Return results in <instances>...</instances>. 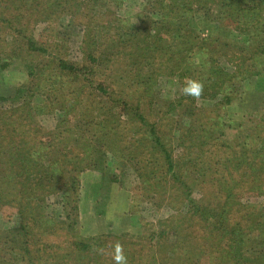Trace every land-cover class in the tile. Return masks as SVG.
Listing matches in <instances>:
<instances>
[{"label": "trees", "instance_id": "trees-1", "mask_svg": "<svg viewBox=\"0 0 264 264\" xmlns=\"http://www.w3.org/2000/svg\"><path fill=\"white\" fill-rule=\"evenodd\" d=\"M112 1L0 0V28L11 37V40H0V44L4 43L10 47L8 53L2 54L3 52H1L0 54V72L7 71L8 67L13 65V61L19 60L20 57H23L21 55H25V52L32 57L34 55L43 56L48 63L26 62L30 77L40 79L42 75H39V72L50 73L47 82H52L56 77L54 75L56 71L62 75L65 74V76L70 74L82 77L83 84L78 88L79 92L87 94L90 91L97 98H105L111 103L114 100V102H118L113 103L118 106L116 109H122L128 107L129 102L123 99L122 94L116 91L114 86L107 84L104 80L97 79L96 73L99 72L101 75L102 71L110 70L114 73L113 67L118 65L119 68L124 69L119 70V73H123V78H129L130 74L134 76L137 85H143L146 88H149L153 81L162 74L166 77L174 76L181 83L186 77L200 78L201 75L195 77L192 75L195 72L198 74L205 67V64L199 63L202 54L207 53L214 56L222 50L221 53L229 57L227 55L230 54L229 52H233L236 47L239 48L242 58H240L241 62L236 64L233 74H228L218 66L217 56L213 57L210 62L208 73L210 77H215L216 81L212 86L215 88V92L210 96V99L217 100L219 96L223 95L225 96L224 101L222 100L217 106L209 108H195L187 116L190 118L189 127L185 126L183 130L177 129L176 125H172V128L168 125L166 132L163 131L162 125L152 124L147 132L142 133L144 135L139 137L137 135L136 147L132 148L135 152L127 154L126 157L123 156V160L130 164L136 161V165L139 167L137 168L139 180L143 186L148 187L145 189L147 192L154 193L159 199L168 196L171 193L170 190L178 185L182 193L181 196L185 199L189 198L190 212H194L195 216L202 219H214L218 223V225L216 224L217 228L226 232L230 228L225 222L228 221L234 208L239 204L237 199L243 196L244 191L247 190L255 196L264 195V151L259 149L264 138H261V135L256 136L257 138H254L255 146H251L244 138L243 142L235 144L241 149L236 151L229 142L223 139L226 134L224 128L235 131L240 126L235 129L231 123L226 125L219 122L220 119L223 122L229 107H235L237 111L255 107L256 111H261L264 106L263 104L253 106L254 103L264 99L261 95V92L264 91V0H151L148 2L143 17H140L139 26L127 30L120 25L114 28H103V34L97 36L96 39L83 42L85 52L82 62H69L63 58L59 59L57 56L55 57L56 61L52 62L46 58V56L52 57V49L54 51L67 50L65 42L67 32L60 31L55 27L59 19L70 17L74 21L82 20L78 24H85L86 31L89 33L94 25L92 20L96 13L97 15L99 13H114L111 6ZM38 24H43L44 28L39 38H35L34 30ZM224 28L229 29L228 32ZM222 29L226 34L233 33L231 34L234 37L232 41L236 47L231 48L228 39L225 40L226 44H223V48L215 47L220 44L221 40L214 41L210 37L214 32ZM92 30L94 32L95 28ZM204 31H207V39L201 38ZM97 44L100 46L95 52L93 48L97 47ZM18 47L21 49L18 50ZM245 54H249V57L245 58ZM159 58L167 60L166 62H156ZM173 60L174 63H172ZM168 61L170 65H167ZM170 66L173 67L168 73ZM253 80H255L254 87L256 85L255 89L259 90L260 95L251 99L250 97L256 94L252 87L248 89L249 93L243 92L239 95L238 90L241 85L247 81L251 84ZM207 95L208 92L205 91L200 99ZM82 96V94L76 95L75 105L81 104ZM231 97L237 98L238 104H233V106ZM188 98L189 101L194 102L191 97ZM142 100L143 98L137 106L142 105ZM185 101V96H181L172 102L167 113L162 114L161 119L167 118ZM111 109L113 107L107 108L106 112ZM140 111L139 109L138 112L141 113ZM260 111L258 114H262ZM138 112L137 115L140 116L141 123H147ZM113 114L104 113L102 120L98 118L95 121L104 129L106 121ZM93 116H100L99 111L94 109ZM183 118H186L185 114H183ZM140 132H144V130ZM203 132L206 135H198ZM136 134L139 133L135 132L134 135L136 136ZM9 135L13 136V142L11 140L8 143L15 144L14 139L18 138L20 149H12L7 160H4V155L0 153V181L17 177V180L23 184L31 183V186L28 187L30 188L29 194L32 193L31 200L33 199L35 204L31 205L32 207L27 211L35 213L31 217L36 221L32 223L33 227L48 225L53 221V217H44L42 212L46 211V198L57 195L64 214L66 213V220L70 223L69 228L76 234L78 226L81 225L79 222L81 204L86 198L81 185L82 176L88 170L97 171L98 164L102 163L108 154L119 152L116 147L118 140L106 139L102 134L100 137L94 138L93 141L86 142L88 143L87 151L77 154H74L73 151L72 154L66 151L60 159L57 155L61 151L54 145L50 150L53 152L48 154H42L39 150L22 149L24 143L20 138L25 141V136H21L19 132L12 129L10 124L0 123V143H4L5 137ZM44 136L43 132H34L32 141L29 142L43 148H46L47 142L55 144L56 139L48 136L49 140H42ZM176 137L180 140L185 138V143L181 144L185 153L183 156L185 163L183 164L181 161L177 163L173 157L174 138ZM62 143L64 147L67 145ZM67 143L69 145V142ZM68 145L64 150L70 148ZM130 145L127 144L126 147ZM121 152L124 151L121 150ZM198 173L201 174L200 179H207L205 183L203 182L205 185L202 189L204 195L212 193L225 197L223 201H219L218 207L211 208L210 205H200L198 201L191 198L195 187L194 183H191L197 178ZM222 173H226L230 179H234V175L240 173L238 183L216 187L217 177L221 179L222 175L220 174ZM223 178H226L225 174ZM170 179L173 180L171 183ZM191 180L192 182L188 183ZM247 205L245 209L241 210L240 221L230 229L235 234L234 242L237 247L244 243L245 238H250L248 230H253L252 225L249 224L252 218L255 217L258 220V230L264 229L262 209L260 210L256 206L257 204L248 203ZM21 214L22 212H19L20 218ZM262 215L263 218H261ZM65 223L63 222L62 225L64 226ZM28 225L26 224L22 228L26 229ZM172 229L171 226H165L157 237L164 238ZM16 237L8 235L4 246L15 245ZM155 237L156 235H153V239ZM252 239L251 245L254 248L255 245L260 247V244H263L262 234L252 237ZM74 240L71 242L73 253L88 252L90 254L92 247L101 248V245L107 248L106 242L97 241L94 246H91V244L78 239ZM149 240L152 241V236ZM5 254L1 261L2 264H34L33 261L29 262L30 260H27L22 252L17 254L12 252L13 256H10L8 252Z\"/></svg>", "mask_w": 264, "mask_h": 264}, {"label": "rangeland", "instance_id": "rangeland-1", "mask_svg": "<svg viewBox=\"0 0 264 264\" xmlns=\"http://www.w3.org/2000/svg\"><path fill=\"white\" fill-rule=\"evenodd\" d=\"M120 2L119 0L112 1L113 14L99 13L97 15L96 13L92 20L94 25L89 33L86 31L85 24H78L82 20L74 21L70 17L59 19L55 27L60 31L67 32L65 41L67 50H64L63 46L64 51L52 49V57L46 56V58L52 62L56 61V56L69 62H82L85 52L83 42L96 39L97 36L103 34V28H114L120 25L127 30L139 26L140 17H143L148 2L151 0H120ZM43 28V24L36 26L35 38H39ZM5 32L0 28V40H11L9 34ZM231 34L233 33L226 34L222 29L214 32L210 38L214 41L221 40L220 44L214 45L222 48L223 44H226L225 40L228 39L230 41L228 44L232 48L236 46L232 41L234 37ZM87 35L89 36L86 37ZM207 37V31H204L201 38L207 39ZM99 46L100 44H97L93 50L96 52ZM7 47L4 43L0 44V54L1 52H3L2 54L8 53L10 47ZM20 49L21 47H18V50ZM221 51H218V55L214 56L207 53L202 54L199 63L205 64V67L198 74L195 72L192 75L193 77L201 75L199 80L205 84L204 92H208L207 98L191 102L188 97H185L186 101L181 107L173 111L167 118L163 117L162 119V114L167 113L170 104L183 96L181 94L183 81L181 84L174 76L166 77L162 74L153 81L149 88H146L143 85H137L134 76L130 74L129 78H123V73H119V70L124 69L119 68L118 65L113 67L114 73L111 70L102 71L101 75L99 72L96 73L97 79L104 80L107 84L114 86L116 91L122 94L123 99L129 102L128 107L116 109L118 106L113 103L118 102H114V100L111 103L105 98H97L90 91L87 94L79 92L78 88L83 84L82 77L70 74L65 76L57 71L54 73L56 77L52 82H47L50 73L39 72V75H42L40 79L30 77L27 63L29 61L35 63L41 61L38 64L48 63L43 56L34 55L32 57L25 52V55H21L24 58L20 57L19 60L13 61V65L9 66L7 71H1L0 123L10 124L12 129L19 132L21 136H25V141L20 138L24 143L22 149L39 150L42 154H48L53 152L50 150L54 145L61 151L57 156L62 159L66 151L71 154L72 151L74 154L87 151L88 143L86 142H91L103 134L106 139L118 140L116 147L119 152L108 154V157L98 164L97 171L88 170L82 176L81 185L86 198L81 204L79 221L81 225L78 226L76 234L69 228L70 223L66 220V213L64 214L57 195L46 198V211L42 212L44 217H53V221L48 225L33 227L32 223L35 220L31 217L35 213L27 211L32 207L31 205L35 204L33 199L31 200L32 193L29 194L30 188L28 187L31 186V183L23 184L17 180V177L0 181V264L7 252L10 256H13L12 252L16 254L22 252L25 258L31 263L33 261L34 264H113L110 255L100 254L99 249L103 248L106 253L110 252V245L117 240L123 244L129 264H264V229H262L263 231L258 230V220L255 217L252 218L249 224L252 225L253 230H248L250 238H245L244 243L239 247L235 245V234L230 230L240 221L241 210L245 209L248 203L257 204L256 206L264 213V195L255 196L247 190L244 191L243 196L237 199L239 204L234 208L228 221L225 222L230 229L224 232L221 228H217L216 224L218 225V223L214 219H202L195 216L194 212H190L189 198L185 199L181 196L182 193L178 185L170 190L171 193L168 196L159 199L154 193L147 192L145 189L148 187L143 186L139 180L137 173L139 167L136 165V161L130 164L123 160V156L126 157L127 154L135 152L132 148L138 141V137L144 135L142 133L147 132L152 124L162 125L163 131L166 132L168 125L171 128L172 125H176L177 129L183 130L185 126L189 127L190 118L187 116L195 108H209L217 106L222 100L224 101L225 96L223 95L219 96L217 100L210 99V96L215 92V88L212 86L216 82L215 77H210L208 73L210 62L213 57L217 56L218 66L228 74H233L236 64L241 62L242 55L237 47L233 52L227 54L229 57H226ZM245 55V58L249 57V54ZM109 57L111 58V56ZM166 60L159 58L156 62H166ZM167 65H170L169 61ZM172 67H168V73ZM253 82L255 80L251 84L249 81L242 84L238 94L249 93L248 89L252 87L256 94L250 98H257L260 94L259 90L255 89L256 85L254 87ZM262 92L261 95L264 97ZM79 94L83 96L81 104L77 106L74 103V98ZM236 97L238 98V95ZM142 98V105L137 106ZM231 98L232 105L238 104L237 98ZM258 104L264 105V99L254 103L253 106H258ZM110 107L113 109L106 112ZM94 109L99 111L101 117L93 116ZM139 109L141 113L138 112ZM245 111H237L235 107H229L223 122L222 119L219 120L226 125L231 123L235 129L240 126L235 131L225 127L226 134L221 133L225 135L223 139L229 142L236 151L241 149L235 144H240L244 138L251 146L256 144L254 138L259 135L264 138V115H262L264 106L261 111L259 110L262 114H258L259 111H256L255 107ZM137 112L147 123H141ZM104 113L114 114L106 121V128L103 129L95 120L98 118L102 120ZM183 114L186 115V118H183ZM141 130L144 132H140ZM39 131L45 134L42 140H49L48 136H50V138L56 139L55 144L47 142L46 148H43L29 142L32 141L33 133ZM135 132L139 134L135 136ZM198 135H206V133H198ZM248 136L249 139H247ZM12 138L13 136L9 135L5 137L4 143H0L2 146L0 153L4 155V160H7L12 149H20L18 138L14 139L15 144L8 143ZM62 142L67 145L69 142L70 148L64 150L67 145L64 147ZM182 142L185 143V138L182 140L174 138L173 157L177 163L181 161L183 164L185 163L183 160L185 153L183 145H181ZM127 144L131 145L126 147ZM259 149L264 151V139L260 143ZM224 174L226 178H223ZM200 175L198 173L193 182L192 180L188 182L194 183L193 186H195L191 198L198 201L200 205H210L211 208L218 207L219 201H223L225 197L212 193L204 195L202 189L205 185L203 182L205 183L207 179H200ZM220 175H222V180L217 177L216 187L238 183L240 173L235 174L234 179H230L226 173ZM172 181V179L169 180L170 183ZM19 212H22L21 218ZM63 222H66L64 226ZM263 222L264 219L262 224ZM26 224L32 228L28 225L26 229H23L22 226ZM165 226H171L173 229L168 231L164 238H158L157 235ZM5 234L6 237L8 235L17 236L16 244L4 246ZM259 234L263 236V244H260V247L255 245L254 248L251 245L252 237ZM153 235H156L154 239ZM151 236L152 241L149 240ZM74 239L91 244V246H94L97 241L106 242L107 248L101 245V248L92 247L90 254L88 252L73 253L71 242L75 241ZM7 242L10 243L9 240Z\"/></svg>", "mask_w": 264, "mask_h": 264}, {"label": "clouds", "instance_id": "clouds-1", "mask_svg": "<svg viewBox=\"0 0 264 264\" xmlns=\"http://www.w3.org/2000/svg\"><path fill=\"white\" fill-rule=\"evenodd\" d=\"M205 84L202 80L192 77H186L181 88V94L185 97H191L193 100H199L204 93ZM110 252H105V249H99V253L110 255L113 264H129L128 257L125 253L123 244L120 241H115L110 245Z\"/></svg>", "mask_w": 264, "mask_h": 264}]
</instances>
